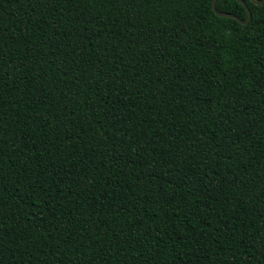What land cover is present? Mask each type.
<instances>
[{"label": "trees", "instance_id": "obj_1", "mask_svg": "<svg viewBox=\"0 0 264 264\" xmlns=\"http://www.w3.org/2000/svg\"><path fill=\"white\" fill-rule=\"evenodd\" d=\"M243 1L0 0V264H264Z\"/></svg>", "mask_w": 264, "mask_h": 264}, {"label": "water", "instance_id": "obj_2", "mask_svg": "<svg viewBox=\"0 0 264 264\" xmlns=\"http://www.w3.org/2000/svg\"><path fill=\"white\" fill-rule=\"evenodd\" d=\"M236 1L244 6V8H245V10H246V12H247V15H248V18H247L246 21H242V20H240L238 17H236V16H234V15H232V14H229V13L218 12V11L216 10V6H215L216 0H212L211 7H212L213 12H214L218 17H221V18H231V19L236 20V21L239 22L240 24L245 25V24H247V23L249 22V20H250V12H249V10H248V8H247V6H246V4H245V2H244L243 0H236ZM249 1H251V2H253L254 4H257V5H259V4H263V3H264V0H261L260 2H258V1H256V0H249Z\"/></svg>", "mask_w": 264, "mask_h": 264}]
</instances>
